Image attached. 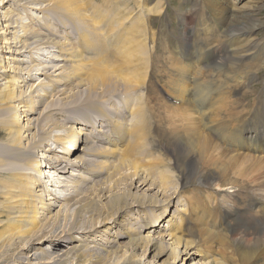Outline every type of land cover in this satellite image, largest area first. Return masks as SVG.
Returning <instances> with one entry per match:
<instances>
[{
  "label": "bare ground",
  "instance_id": "6f19581e",
  "mask_svg": "<svg viewBox=\"0 0 264 264\" xmlns=\"http://www.w3.org/2000/svg\"><path fill=\"white\" fill-rule=\"evenodd\" d=\"M8 1L0 0L1 8H6L2 11L6 21L1 33L16 38L18 29L21 31L18 41L12 42L9 37L3 39L12 63L0 66V119L4 121L7 133L6 140L0 145L4 156L0 157L7 158L12 168L0 186V264L24 263L19 256L7 261L11 257L2 253L6 245L10 248V255L18 253L20 247V251L26 253L40 250L39 253L45 256L43 244L47 242L54 252L55 246L60 244L56 240L66 243L60 255H53L48 261L26 264H253L259 258L264 264V90L262 86L257 89H252V86L244 89L234 100H228L230 93H235L232 82L236 81L242 87L248 85L253 75L260 71V65L264 64V38L256 40L251 36L260 26L254 19L255 11L235 9L231 13L226 19L225 36H232L233 40L223 45L213 43L210 37L213 32L211 21H203L201 26L196 27L190 21L186 23L185 8L178 7L177 12L173 13L174 20L179 21L180 26L178 31L169 34L172 37L167 48L172 52L170 61L176 63L178 71L170 73V85H167L165 92L188 104L184 109L189 114L174 109L167 112L166 116L170 115L175 120L169 125V129H172H167V133L160 137L159 134H150L147 129L143 130L137 118L133 122L135 125L130 126L123 119L118 121L129 114L127 107L121 115L108 110H113V105L107 107L99 103L103 97L113 100L114 96L120 97L139 89L144 86L145 79H156V75L164 70L153 61L152 53L146 46L147 39L151 44L156 38L151 27V15L166 14L160 5L152 6L155 13L151 12L150 6L140 7L135 22L130 12H120L119 8L114 15L108 14L113 17L110 20L115 22L112 31L105 29L108 33L98 30V21L91 30L99 42L98 59L92 60L89 53L84 52L92 40L89 36L91 32L84 31L75 43L62 39L45 16L44 21L24 18L27 15L26 6L29 7L31 1H45L44 7L47 6L48 12L82 20L84 16L81 17L78 1L11 0L22 11L7 8ZM21 13L24 14L12 25L14 16ZM91 21L88 19L86 23ZM187 30L192 33L188 35ZM30 40L38 41L40 45H55L60 53V58L55 60L61 62L56 68L57 73H50L52 76L58 75V81L51 85L49 91L52 99L34 120L28 119V114L34 113L35 106L39 107L40 102L33 95L35 90L27 92V89L33 88V84H27L26 90L24 84L35 79L37 74L49 76L47 70L58 63L39 68L29 63L22 68L25 60L18 56L26 51L31 52ZM17 43L20 44L17 46ZM12 83L17 85L16 89ZM38 85L45 83L39 82ZM253 98L256 99L245 101ZM131 101L128 100L126 105ZM239 103H242V108ZM60 113L66 114L65 123L54 118ZM93 122L102 128H96ZM55 129L63 132L54 133ZM91 130L96 133L102 131V134H91ZM209 135L224 144L218 158H214L220 157V165L211 157L214 151L211 148L217 143ZM48 141L60 145L63 154L53 162L57 172L65 174L69 166L76 164L88 174L82 176L81 181H73V194L57 196L54 192L57 204L47 198L50 193L45 197L39 188L42 182L36 177L44 176L40 160L34 158L33 163L29 161L35 156V150ZM119 144L126 146L120 147ZM229 145L240 146L246 152H232L226 148ZM77 149L82 155L72 158ZM150 149H153V153L149 152ZM49 150L55 151L56 148ZM225 161L230 165L222 168ZM2 162L0 158V166L4 165ZM200 164H206V168H220L219 179L222 182L226 181L228 171H237L236 174L250 171L256 172L255 175L261 173L254 198H248L257 216L245 215L236 219V228L221 241L217 237L219 232L215 233L201 226V223L197 228H184L183 215L174 218L171 215L164 220L171 205L174 204V210H180V203L175 204L179 184L187 183L189 175L214 179L210 175L199 174ZM175 170L178 175H175ZM186 171L189 175H185ZM59 183L58 186L64 189V185ZM110 188H113L112 193H106ZM61 205L74 208L73 219L55 230L59 219H65L68 215V211L61 213V209L54 212L55 207ZM81 216L87 221L86 224L76 223ZM163 220L169 224L161 230ZM114 226L118 230L122 226L125 233L113 236L109 230ZM251 234L254 236L248 240L246 237ZM96 235L99 236L98 242L94 240ZM122 238L125 243H122ZM228 240L230 243L227 246ZM214 243H220L218 249L212 248ZM229 247L231 258L224 254Z\"/></svg>",
  "mask_w": 264,
  "mask_h": 264
},
{
  "label": "rangeland",
  "instance_id": "374dc122",
  "mask_svg": "<svg viewBox=\"0 0 264 264\" xmlns=\"http://www.w3.org/2000/svg\"><path fill=\"white\" fill-rule=\"evenodd\" d=\"M10 1H8V3H7V8L9 7L10 10H12L14 8H18L21 11L23 10L20 6L17 7V5H13L14 3L12 4V1L11 2ZM74 1H75V3H76V1H78L80 6H81V10H80L81 17L84 16V18L82 20L74 19L72 17H66L65 15L60 14V13L55 14L52 12H48L47 6L44 7L45 1H35V2L31 1V3L29 4V7L26 6L27 15H25L24 18H30V17L31 18H38V19L44 21L43 17L45 16L47 19H49V21L52 24L51 26H53L55 28V30L59 33V35L61 36L62 39L67 40V41L71 40L73 42L75 41V43H77L78 39L81 38L84 31H87L88 33L91 32V33H89V36L92 38V40L90 41V43L87 46V49H85L84 52L89 53V55H90L89 58L92 60L98 59L97 58L98 57L97 47L99 46V42L97 41V38H95L94 34L91 31L92 29H94L96 27L95 24L98 21H100V23H98L100 25L97 26L98 30L100 29L103 32L108 33L107 31H105L106 28L108 30L112 31V29L115 27V25H114L115 22L110 20V17L111 18H113V17L110 15L111 14L114 15L115 12L119 8H121L120 12H123V10L125 12H130L129 14L132 15L133 22H135L138 18V14H139L138 10L140 7L150 6L151 12L155 13L153 11H156V10H153L152 6L160 5V8H162L163 12L166 13V14L162 13L160 15H151V27H152V30H153L156 38H155V41L151 44L149 43L148 39L146 42V46L148 47V49L152 53L153 61L156 64L160 65L161 69H164V70L161 73H159V75H156V77H157L156 79H153L152 77H150L148 81L145 79V83H144L145 87L142 86V87H139V89L138 88L133 89L134 93L132 91H129L130 94H129V92H127V93H124V95H122L120 97L114 96V97H112L114 101L108 97H103L104 99L99 100V103L103 106L111 107L113 105L112 106L113 110L111 108L108 109L109 111L111 110L110 112L115 111L118 114H121V113H123L122 110H124L127 107V109H129V114L126 116H123L122 118L117 119L118 121H122V119H123L124 122L129 124V126H130V124L135 125L134 119L137 118V120L142 123L143 130L147 129L149 133L151 132L150 134H152V133L159 134L158 136H160V137L162 135H164V132L167 133L166 130L169 129L170 123L173 120H175L170 115L166 116L167 112H169V111L171 112L174 109V111H183V112H186L189 114V112L184 109V106H188V104H186L183 100L178 99V102L175 100L174 102L175 103L177 102L175 104L172 100L166 99L164 97V95L169 96V97L172 96V95L170 96V94H167L165 92L166 91L165 88H167V85L168 86L170 85V79H171L170 73L171 72L174 73V72L178 71L176 69V63L174 61H170L171 59L169 58V55L172 54V52L167 48L168 41H170V37H172L169 34L174 32V31H178L179 26H180V22L174 20V16H173V13L177 12L178 7L185 8V21H186V23L190 21L193 23L194 26L197 27V26H201V22H203V21H208V22L211 21L213 32L211 33L210 37L212 40H214L213 43L218 44V45H223V44H226V43L230 42L231 40H233L232 36H225V23H226V19L228 20V18L231 16V13L235 12L234 11L235 9H237L238 11H245V10L252 11V10H254L255 11L254 19H256V21L258 23H260V26L254 32H252L251 36L256 40L258 38H264V0H148V1L147 0H130V1L129 0H74ZM145 1H147V2H145ZM9 2L11 3L10 5H9ZM246 7H252V8L246 9ZM5 9L6 8H1V6H0V66H3V64L5 66H8L10 63H12L9 60V58H11V57H9L10 53H8V51L6 49L7 44L4 43L5 41L3 39L9 37L11 41L12 40L18 41V39H19L18 36L20 34V31H21V29H18V31L16 32V38H14V36L12 37V35H6V33L5 34L1 33L2 30L4 31V29H5V27H3V24L5 23L6 20L2 16L3 15L2 11ZM47 13H51V14H47ZM23 14L24 13L15 15L11 24L13 25L14 22H16V20L19 18V16H22ZM105 14H107V15L105 17H103V15H105ZM108 14H110V15H108ZM88 19L92 20L91 22H89V24L86 23ZM194 19H196V20H194ZM73 22H76V23H73ZM1 27H3L4 29H1ZM111 27H113V28H111ZM190 33H192V32L187 30V34L190 35ZM54 36H56V35H54ZM30 41L32 43L29 45V49H31V52L26 51L22 54V56H20V55L18 56L19 58L21 57L20 59L25 60L23 62L22 68H26L29 65V63H30V65H32V64L37 65L38 68L40 66L42 67V65H46V64L52 65V64L58 63V65L56 67H54V68L51 67L47 70V73H49V76H47V77H45L44 74H37L36 78L35 79L33 78L34 80L32 79V81H29L27 75H24V77H27L26 79L28 80V83L24 84V87L23 86L22 87L26 90V88H28L27 84H33V86H32L33 88L27 89V92L35 90L33 92V95H35L36 101L40 102L39 107L37 105L35 106L34 113H32L30 115L28 114V119L32 118L31 120H34L38 116V114L40 113L39 111L43 110L45 108V106L52 99V95L50 94L49 91H51V85L56 84V82L58 81V75L52 76V75H50V73L53 75L56 74L57 73L56 68L60 65L61 62L58 60H55L57 58H60V53L58 51V48L55 45L49 44L46 46V45H40V43L38 41H34V40H30ZM221 42H222V44H221ZM19 44L20 43H17V46ZM104 56H105V54H104ZM34 62H36V63H34ZM260 68H261L260 71L253 75L252 80L249 81L248 85H246V86L242 87L236 81H233L232 83L235 85L234 88H235L236 94L234 92L230 93V97L228 98V100H230V101L234 100L236 98V96H239L243 92L244 89L245 90L249 89L252 86H254V87H252V89H257V88L262 86V89L264 90V64H261ZM34 71H36V70H34ZM41 71L44 73V70H41ZM45 71H46V69H45ZM24 72H25V69L22 71V74ZM152 72L153 71L151 70V73ZM39 82H41V84L45 83V85L39 86L38 85ZM14 84L12 85V87H14L16 89L17 85L15 86ZM147 84H148V86H147ZM146 86H147V88H146ZM145 90H146V92H145ZM131 92L135 95H133ZM45 93H48V95H45ZM147 94L152 99L151 104L148 103L149 101L142 99V98H145L147 96ZM171 98H175V97L172 96ZM254 99H256V98H253L250 100H245V101L246 102L253 101ZM259 99L263 100L261 98H259ZM128 100H132V101H131V103L126 105ZM153 101L155 103H153ZM160 101L162 104L160 103ZM132 102L134 104L133 107H132V105H133ZM142 103L144 106L142 105ZM13 105H17V103H14ZM136 105H137V107H139L138 108L139 110L137 109ZM231 105H232V103L230 102V106ZM152 106H153V108H152ZM239 106L242 108V103H239ZM130 107H132V108L130 109ZM144 107H146L147 109ZM135 108L137 109V112H136ZM142 109H144V110H142ZM145 109H146V111H145ZM80 110H81V107H80ZM130 110H132V112ZM141 110L143 111V113L145 111L144 115L141 112ZM146 112L149 114H147ZM18 113L21 117L23 116V114H21L20 112H18ZM91 114H94V113H91ZM134 114H135V116H134ZM70 115L73 116V114H70ZM129 115H130L131 119H130ZM66 117H67L66 114L64 115L63 113L54 115V118L58 122H63V123H65ZM138 118H140V119H138ZM169 118H170V120H169ZM24 119H26V117ZM79 119H81V118H79ZM125 119H126V121H125ZM127 119L129 121H127ZM142 120H144V122ZM93 124L96 128H99V129L102 128L101 125H99L97 122H93ZM133 125H131V127ZM180 126L181 125H179L178 127H180ZM131 127H129V128L132 129ZM5 129H6V127L4 126V121L0 119V145L7 138V133H6ZM103 129H107V128L103 127ZM149 129H151L152 131ZM171 129H169V130H171ZM57 132H63V131L60 129H55L54 133H57ZM91 134H102V131L96 133L95 130H91ZM101 136L102 135H100L99 138ZM209 136L212 137L211 139H214V141L217 143V146H214L213 148H211V150L214 149L211 157H212V159H214L216 157L218 158V156H219L218 153H220V150H221V148L224 147V144L222 142H220L219 140H216V138H214L213 136H211V135H209ZM157 140L161 141V139H157ZM123 146H126V144H123ZM123 146H122V144L120 145V147H123ZM52 147L56 148V150L50 151L49 149H51ZM226 148L232 152H239V151L242 152V150L244 152H246L245 149H240V146L229 145V146H226ZM1 151H2V148L0 146V155H3V153ZM149 152L153 153V149H150ZM34 155L35 156L33 158L29 159V161L33 163L34 158L37 160H40V162H41V168L40 169L42 170V172L44 174V176L42 178L36 177V179H38V180L40 179V181L42 182V185H43L42 186L39 183V188H41V192L43 193V196H45V197H46V195H48L50 193L47 196V198H50V201L51 202L54 201L56 204H57V200L56 199L54 200V192L57 196H63V195H65V193L66 194L67 193L73 194L75 192V188L72 187L73 181H75L76 179L81 181L80 179L82 176H85V175L88 176V174H86V172L81 167L76 166V164L69 166L67 173H65V174L57 172V170H55V168H54L53 162L56 161L57 159H60V157H63V154L60 152V145H57L51 141L43 143L41 148H38L35 150ZM41 155L47 156V157H40ZM81 155H82V152L79 149H77L75 152V155L72 158H75V157L81 156ZM0 158L3 159L2 163L4 164V165L0 166V186H1V184L3 183L2 179L6 178V176L9 173H11L12 168L9 165V160H7V158H5V157H0ZM75 160L77 161V159H75ZM262 160L264 161V159H262ZM214 161H216L218 163V165H220V157H219V159H214ZM249 161H251V163L255 162L252 160H249ZM78 165H80V163ZM200 165H201V168H200L201 171L199 172V174H201L202 176L207 174V175H210L211 177H213L214 179L209 180V178H207V176L204 177V179H203V177H199V176L197 177L195 175L190 176L188 171L184 172L185 175H187V174L189 175V181L187 182L188 184L187 183H180L179 184L178 201H175V204H176V202L180 203L179 204L180 210H174L173 209L174 204L171 205L170 210H168V212L166 213L167 215H165V217H164V220L166 218H169L171 215H173V217L171 216V218H174L178 215H183V217L185 219L184 228L189 227V226L197 228L198 224L201 223V226H204L205 228L210 229V230L214 231L215 233L219 232V235L217 237L221 241L222 238L227 236L233 228H236V226H235V220L236 219H238L242 216H245V215L257 216L256 215L257 212L254 211V209L251 205V202L248 200V198L249 197L254 198V194L256 193V192H254V190L255 191L258 190L257 188L260 185L258 181L261 178V173L258 175H255L256 172L252 173V171H250L246 174H236L237 171H235V172L228 171L225 174L226 181L222 182L219 179V174L221 173L220 168H215L214 166H212L210 168H206V167H208V166L205 167L206 164L205 165L200 164ZM229 165H230V163L225 161V165L222 166V168L227 167ZM202 171H204V172L202 173ZM71 172L73 173V175H70ZM174 173H175V175H178L177 170H175ZM190 178H191V180H190ZM125 179L128 180L127 178H125ZM95 180H98V178ZM58 181L61 182L59 184L61 186L64 185V187H65L64 189H67V190L64 191L63 188L59 187ZM51 182H52V184H50ZM209 182H213V183H209ZM215 183L220 185V186L216 185ZM65 185H67V186H65ZM36 188L38 189L37 185H36ZM112 189L113 188H110L106 193H112ZM60 190H62V192ZM58 191L61 193V195ZM0 200H1V197H0ZM44 201H46V200H44ZM59 209H61V213H63V212L65 213L66 211H68V215L66 216L65 219L64 218L59 219L58 225H57L58 227H56L55 230H59L63 226L64 223H70L73 219V216H72L73 211H74L73 207H67L66 205L57 206V207H55L54 212L56 210H59ZM184 213H186V214H184ZM222 214L225 216V218L223 217ZM222 217H223L225 223L223 222ZM164 220H163V227L161 230L166 229L168 227V224H169L167 221L164 222ZM246 220H249V218ZM80 222H81V224L87 223V221L83 218V216H81V220H79L76 223H80ZM165 224H167V225H165ZM214 225H216L215 226L216 229H215V227H213ZM159 230H160V228H159ZM110 231H111V234L113 236L123 235L125 233V231H123V229H122V226L119 230L116 226H114L112 230H109V232ZM77 234L78 233H75V235H77ZM253 236L254 235L251 234V235H248L246 238H248V240H249ZM97 237H99V236L96 235V237L94 239L96 242L99 241V239ZM108 237H110V234L108 235ZM56 241L59 242L60 244L55 246L56 250L54 252H53V247H51L47 242H45L43 244L42 248H43V250H45L44 251L45 256H42V254L39 253L40 250H36V251L32 250L30 253H26L25 251H22V250L20 251V247L18 248V253H16L15 255H12V254L10 255L11 251H10V248L8 247V245L5 246V249L2 253L5 256L11 257L7 261L12 260V258L14 256H19L20 257L19 260L24 262L23 264H26L28 262L37 263L38 261H48L51 256H53V255L55 256L57 254L60 255L63 252L62 248H63V250H65L66 243L63 241H60V240H56ZM121 241H123L122 243H125L124 238H122ZM229 243H230V241L228 240L227 246ZM93 244L94 243H92V245ZM219 246H220V243L219 244L214 243V246L212 248L218 249ZM228 250H229L228 252L224 251V254L226 257L231 258V254H232L231 247H229ZM95 251L99 252L98 248H95ZM71 258L69 260H71ZM262 261H263L262 258H259L253 264H261ZM3 262H6V261L3 260ZM68 263H70V262H68Z\"/></svg>",
  "mask_w": 264,
  "mask_h": 264
}]
</instances>
